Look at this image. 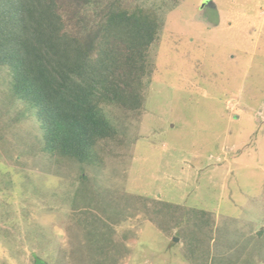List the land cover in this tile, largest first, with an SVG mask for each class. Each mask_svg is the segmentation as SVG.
Returning <instances> with one entry per match:
<instances>
[{"label":"rangeland","instance_id":"obj_1","mask_svg":"<svg viewBox=\"0 0 264 264\" xmlns=\"http://www.w3.org/2000/svg\"><path fill=\"white\" fill-rule=\"evenodd\" d=\"M71 1L68 29L86 33L110 0ZM123 2L162 29L141 111L104 106L120 135L99 144L101 166L42 153L0 67V264H97L109 244L108 264H195L179 228L148 219L146 199L210 214L208 264H264V0ZM83 183L102 202V234L79 219Z\"/></svg>","mask_w":264,"mask_h":264},{"label":"trees","instance_id":"obj_2","mask_svg":"<svg viewBox=\"0 0 264 264\" xmlns=\"http://www.w3.org/2000/svg\"><path fill=\"white\" fill-rule=\"evenodd\" d=\"M70 3L0 0V67L9 69L14 95L36 118L43 135L42 153L101 166L99 144L120 135L104 106L141 111L144 81L152 75L149 50L162 22L150 9L110 0L94 28L75 32L68 29L63 15ZM87 189L83 183L76 193L87 200L84 210L77 213L82 224L102 234L96 224L104 222L93 210L104 212V208L98 194ZM143 206L148 219L160 229L179 228L177 236L189 261L196 264L203 259L208 264V239L213 233L208 212L160 200L146 199ZM104 249V259L97 264L110 261L111 245Z\"/></svg>","mask_w":264,"mask_h":264}]
</instances>
